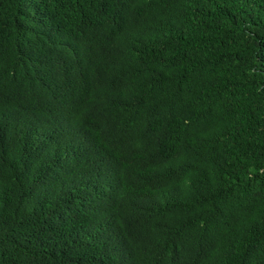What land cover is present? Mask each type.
<instances>
[{
    "label": "trees",
    "instance_id": "obj_1",
    "mask_svg": "<svg viewBox=\"0 0 264 264\" xmlns=\"http://www.w3.org/2000/svg\"><path fill=\"white\" fill-rule=\"evenodd\" d=\"M0 264H264V0H0Z\"/></svg>",
    "mask_w": 264,
    "mask_h": 264
}]
</instances>
